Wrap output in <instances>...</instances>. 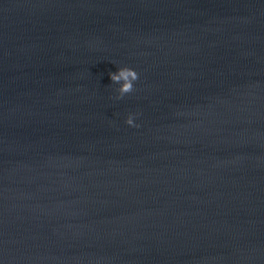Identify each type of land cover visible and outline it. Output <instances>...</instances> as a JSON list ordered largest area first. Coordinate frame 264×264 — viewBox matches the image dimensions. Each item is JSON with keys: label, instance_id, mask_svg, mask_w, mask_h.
I'll use <instances>...</instances> for the list:
<instances>
[{"label": "water", "instance_id": "obj_1", "mask_svg": "<svg viewBox=\"0 0 264 264\" xmlns=\"http://www.w3.org/2000/svg\"><path fill=\"white\" fill-rule=\"evenodd\" d=\"M0 264H264V0H0Z\"/></svg>", "mask_w": 264, "mask_h": 264}, {"label": "clouds", "instance_id": "obj_2", "mask_svg": "<svg viewBox=\"0 0 264 264\" xmlns=\"http://www.w3.org/2000/svg\"><path fill=\"white\" fill-rule=\"evenodd\" d=\"M110 81L114 85L113 99L119 100L128 93H131L134 89V82L138 78L137 71L128 65H117L115 71H109L107 73ZM137 112H128L123 118V122L129 127H138L136 117Z\"/></svg>", "mask_w": 264, "mask_h": 264}]
</instances>
